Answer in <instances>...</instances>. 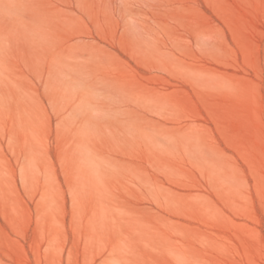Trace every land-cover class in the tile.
Here are the masks:
<instances>
[{"label": "rangeland", "instance_id": "374dc122", "mask_svg": "<svg viewBox=\"0 0 264 264\" xmlns=\"http://www.w3.org/2000/svg\"><path fill=\"white\" fill-rule=\"evenodd\" d=\"M0 264H264V0H0Z\"/></svg>", "mask_w": 264, "mask_h": 264}]
</instances>
